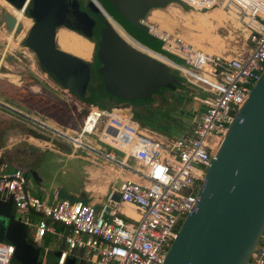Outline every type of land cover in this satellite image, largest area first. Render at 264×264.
Returning a JSON list of instances; mask_svg holds the SVG:
<instances>
[{
	"label": "built area",
	"instance_id": "1",
	"mask_svg": "<svg viewBox=\"0 0 264 264\" xmlns=\"http://www.w3.org/2000/svg\"><path fill=\"white\" fill-rule=\"evenodd\" d=\"M182 1L198 12L221 9L242 23L251 45L247 52L233 57L208 54L177 33L157 32L148 16L140 20L160 42L161 51L178 60L163 55L169 66L207 94L205 98L194 96L201 110L193 116L188 130L178 139L158 136L132 114L126 116L124 109L90 106L80 134L69 137L74 148L94 150L85 135H96L101 127L104 140L123 153V158L117 159L111 152H99L105 161L117 164L134 178L121 181L108 195L107 203L117 193L119 202L130 206L136 218L118 209L108 212L107 204L99 211L81 200L49 204L29 193L23 170L10 171L7 162L0 163V195L12 198L15 214L31 228L30 239L42 253H49L44 237L48 233L56 236L55 264H65L77 254L87 264H163L184 222L181 218L197 210L210 158L264 71V0ZM63 92L69 93L66 89ZM71 98L78 110L79 101ZM38 125L46 127L43 122ZM55 224L65 233L56 234ZM14 252L13 245L0 242V264H10ZM38 262L47 264L44 259ZM248 264H264V233Z\"/></svg>",
	"mask_w": 264,
	"mask_h": 264
},
{
	"label": "water",
	"instance_id": "2",
	"mask_svg": "<svg viewBox=\"0 0 264 264\" xmlns=\"http://www.w3.org/2000/svg\"><path fill=\"white\" fill-rule=\"evenodd\" d=\"M4 1L33 19L24 45L35 54L40 69L75 96L87 86L93 54L87 61L60 50L55 36L62 27L87 40L94 30L99 38L96 74L104 93L127 101L117 108L129 109V102L150 99L161 88L180 87L169 64L128 44L112 22L141 46L162 55L160 42L140 20L155 8L184 6L182 0H90L97 13L91 5L87 9L95 21L70 0ZM3 21L8 32L22 28L9 13ZM199 197L197 210L185 218L163 264H248L264 233V71L211 156ZM111 198L120 201L117 193ZM0 217L8 221L0 242L15 247L10 264H39V251L26 226L16 220L11 197L0 196ZM65 264H76V259L68 258Z\"/></svg>",
	"mask_w": 264,
	"mask_h": 264
},
{
	"label": "rangeland",
	"instance_id": "3",
	"mask_svg": "<svg viewBox=\"0 0 264 264\" xmlns=\"http://www.w3.org/2000/svg\"><path fill=\"white\" fill-rule=\"evenodd\" d=\"M76 1H80V3L83 4L84 7L87 6L86 0ZM6 3L8 4V2ZM183 7L184 6H180L176 3H171L164 8L152 9H159L160 11H162L163 15H166L170 18V20L166 21V25L172 30L169 31L163 29V31L169 33H177L184 39L185 42H189L188 40H190L189 38H191L190 35L200 34L199 32H208V30L203 25L202 27H200L199 31L189 28L187 26L188 24L192 25L193 27L195 26V20H185L184 16H186L187 14H189L188 16H191V13H208L215 10L220 11L224 15V22L221 25L218 24L217 26V21H213L214 25H216L217 28L212 31L213 34H218L221 38H223V56L233 57L238 53L247 52L251 48V45L247 40L248 32L247 30H245L242 23L235 20L234 18L228 17L221 9L216 8L206 12H198L191 9L184 10ZM173 9H176L177 11ZM152 10H150V12ZM178 10L181 13H177L179 12ZM173 12H176V14H174ZM5 13L11 14L7 10L6 6L0 4V114H5L14 119L18 123L20 127V133L22 134H24L25 132L38 133V126L35 125V121H33V119L39 122H43L47 127L44 128L46 130L42 131L43 134L47 138L51 137V140L59 144L64 143L65 145H62V147H64V149H66V152L69 153L73 149L68 143V139H64L63 136L76 137L80 134L84 122V117L88 114V106L84 103L77 102L79 106L77 110L75 105L72 104L71 96H74L70 92L64 93V88L59 86L40 69L35 54L24 45V40L28 34L30 27L32 26V21L28 17L24 16L25 18L22 20L23 22H19L22 25L21 30L19 32H12L11 34V32H8L6 30L4 25L3 16ZM172 15H175L176 17H173ZM193 19H195L194 16ZM149 22L151 21L149 20ZM153 24L157 29L159 28L157 23L154 22ZM200 45L207 49L212 48V44L207 41H203V43H201ZM172 72L177 77L178 82L180 81L179 89H181V87L182 89L184 88V91L188 94L190 101L188 103V106L191 110L190 112H195L197 109H201L200 103L197 101H193V98L194 96L205 98L207 94H205L201 89H198L193 84L189 83L187 79L184 78L179 72L175 70H173ZM50 84H52L53 87H51ZM37 85L42 86V89H39V91H37L34 88L37 87ZM167 92L172 93L175 91L173 90ZM166 94V91H163L164 100L161 98L163 96L162 94H155L152 97L151 101L153 103L150 105V108L152 109L153 113L150 117L145 118L144 121L146 125L150 126L158 133L165 134L172 139H178L179 137H181V133L183 131L188 130V126H190L189 122L191 115L188 114L187 117H184L185 119L183 118L182 120H180L178 115L181 113L179 112V110H177L176 102L174 100H171V98H168ZM64 97L69 98L71 102L66 101L63 106L59 103V109L57 111L56 99L62 102ZM14 100H17L18 102ZM74 101H76V99H74ZM26 104L29 107L36 108V110L28 109L25 106ZM155 104L157 105L155 106ZM52 115H58L60 117L58 118L60 122L56 121V119ZM188 116L190 117L189 119ZM48 126H51L50 129H48ZM54 128H56L57 130H55ZM54 134L58 135V137H56ZM85 136L89 141V146L94 147L98 152H112L115 154L117 159L123 158L124 155L121 151H119L112 145H109L104 140L105 135L101 127L97 131L96 135ZM9 142L11 143L12 140L10 139L8 141H3L0 145H9ZM78 152H80L81 154L86 153L87 155H90L92 157L99 158L98 154L90 151L88 148L81 149ZM70 161L72 162V160ZM70 161L69 159H63L58 164L49 163V170L44 171L45 176H48L50 179L51 175L54 172L56 178L55 180L57 181L59 179H63L65 185H67L66 182H68L74 176V171L76 170V165L74 163H70ZM80 161V159L73 160V162ZM106 164L108 165V163ZM130 164L131 166L135 165L132 161H130ZM110 172H112V174L122 172L123 175L121 176V179H123L126 175H130L127 171H122V169L119 168L118 165L112 166V170ZM114 208L115 205L113 203H110L108 206L109 211H113ZM13 214L16 220L20 221L14 210ZM184 220V217L181 218L182 222ZM7 222L8 221L6 219L0 217V241H2ZM26 231L28 238H30L31 228L26 227ZM64 233L65 232H63L62 234ZM35 249L39 251L38 261L40 259H44L47 264L55 263L56 256L52 252V247H48V254L42 253V251L37 247H35Z\"/></svg>",
	"mask_w": 264,
	"mask_h": 264
},
{
	"label": "crops",
	"instance_id": "4",
	"mask_svg": "<svg viewBox=\"0 0 264 264\" xmlns=\"http://www.w3.org/2000/svg\"><path fill=\"white\" fill-rule=\"evenodd\" d=\"M173 10H176V9H173ZM214 12L215 10L212 12H208V14H212ZM177 13H181V12L179 11ZM174 14H176V12ZM172 16L176 17L175 15H172ZM184 19L186 20V18ZM187 26L191 29L198 30V31L200 29L199 21H196V19H195L194 27L189 24ZM209 30H210L209 32H199L200 34L190 35L191 38H189L190 40H188L189 43H191L194 47L198 49L199 48L202 49L206 53H209V54L216 53L217 54L219 51V54L217 55H223L224 54V51L222 50L223 38H221L218 34L217 35L215 33L213 34L212 31L214 29H209ZM191 39L193 41H191ZM203 41L210 42L211 44L213 43L212 48L207 49L199 45ZM50 85L51 87H53L52 84ZM34 88L37 91H39V89H42V86L37 85V87H34ZM179 88L180 87L174 90L175 92H172V93L167 92L166 95L168 96V98H171V100H174L176 102L177 110H179V112L181 113L178 115L180 120H182L184 117H187L188 114L191 115V118L188 116V119L190 118L189 124L191 125L193 116L198 114L201 109H197L195 112H190L191 110L189 109V106H188V103L190 102L188 94L187 92L184 91V88L183 89L182 87L181 89ZM178 90H181V91H178ZM66 100H69V99L67 97H64L62 102L56 99V102H57L56 110L57 111L59 109V103L60 105L63 106ZM14 101L18 102L17 100H14ZM156 105L157 104H155V106ZM25 106L28 109L36 110V108L27 106V104ZM52 116L56 119V121H59L58 118L60 117L58 115L57 116L52 115ZM33 121H35V125L38 126V129H39L38 133H26L25 132L24 134H22L20 133V130H19L20 127L18 123L14 119L10 118L9 116L5 114H2V115L0 114V144H2L3 141H8L10 139L12 140L11 143L9 142L10 143L9 145H6V144L0 145V163L4 161L7 162L9 164L10 171L16 168L23 170L27 178V182H28L27 189L31 195L45 199L49 204H54L57 201L62 200V199H67L70 201L81 200L85 203L94 205L96 210L98 211L101 209V207L104 204H107L108 212H112V211H109L108 206L110 203H113L115 205L114 210L118 209V211L121 214H126L128 216L136 218V215L134 214L130 206L121 204L120 202L117 203L113 201L110 203H107V197L111 193V191L115 187H117L121 181H124L126 179L133 180L134 178L132 176L126 175L123 179H121V176L123 175L122 172L112 174V172H110L112 170V166L117 165V164L105 161L94 147L92 148L95 151L94 150H90V151L98 154L99 158L92 157L90 155H87L86 153L81 154L80 152H78L81 149L74 148L69 141V137L63 136L64 139L66 138L68 139L67 141L73 149L71 152L67 153L66 149L62 147V145H65L64 143L59 144L51 140V137L47 138L42 132L43 130H46V129L38 125L39 121L35 119H33ZM50 127L48 129H50ZM189 127L190 126H188V128ZM54 129L57 130L56 128ZM152 131L156 133L158 136H164V137L169 138L165 134L158 133L154 130ZM185 132L186 131H183L181 133V136ZM55 136L58 137V135H55ZM70 138H74V137H70ZM88 144H89V141H88ZM63 159H69V161L72 160V162L70 161V163H74L76 165L74 176L68 182H66L67 185H65V182L63 179H59L56 181L54 172L52 175L49 174L51 175L50 179L48 176L46 177L44 174V171L49 170L48 169L49 163L58 164ZM76 159H80L81 161L73 162V160H76ZM106 163H108V165ZM77 177H78V181H77ZM54 227L56 230V234L58 235H61L65 231L61 225L55 224ZM55 239H56V236L48 233L44 237L43 241H44V245L48 244L46 245L47 248L52 247L53 249L52 252L57 258L58 250L55 246ZM71 258L76 259V264L86 263L82 261V259L80 258V254H77L75 257H71Z\"/></svg>",
	"mask_w": 264,
	"mask_h": 264
},
{
	"label": "bare ground",
	"instance_id": "5",
	"mask_svg": "<svg viewBox=\"0 0 264 264\" xmlns=\"http://www.w3.org/2000/svg\"><path fill=\"white\" fill-rule=\"evenodd\" d=\"M0 4L4 5L7 7V10L11 13L12 16H14V18L20 22L22 21L25 17L23 15V12L20 10H16L15 8H13L12 6H10L9 4H7L4 0H0ZM3 7V6H2ZM212 12V11H211ZM193 16L195 17L196 21H199L200 26L202 27V25L204 27H211V23L215 20H218L220 18H222V13L220 11H215L212 14H208V13H197V14H192L191 16L186 15L184 18H186V20H192ZM148 19L151 22H155L158 24L159 28L156 30L157 32H162L163 29L164 30H169L171 31L172 29L170 27H168L166 25V21L170 20L169 17H167L166 15H163L162 11H160L159 9L157 10H152L149 15H148ZM193 19V20H195ZM23 22V21H22ZM30 22V21H29ZM26 23V22H25ZM31 23V22H30ZM112 25L114 27V29L119 33V35L131 46H133L134 48H136L139 51H142L150 56H152L153 58H156L164 63L170 64L169 60L166 59L165 57H163L162 55H159L151 50H148L147 48L141 46L138 42L134 41L133 39H131L130 37H128L124 31L114 22H112ZM232 25V23H231ZM215 27V26H213ZM233 27V26H232ZM237 28V27H236ZM216 28H214L215 30ZM57 37L55 36V40H56V45L58 46V48L64 52H67L69 54H72L74 56H77L81 59L84 60H89L90 59V50L93 46L92 43H90L89 41H87L85 38H83L82 36L75 34V32H72L66 28H59L57 31ZM65 32V33H63ZM12 34V32H11ZM11 39V38H10ZM191 41H193L191 39ZM221 42V41H220ZM189 43V42H188ZM203 43V42H202ZM191 44V43H189ZM199 44V43H198ZM213 44V43H212ZM192 45V44H191ZM200 45V44H199ZM217 45V43H216ZM213 46V45H212ZM218 47V46H217ZM214 48V47H213ZM219 50V49H218ZM213 51V50H212ZM215 51V49H214ZM223 52V51H222ZM221 52V53H222ZM209 54V53H208ZM216 54V53H215ZM219 54V51L218 53Z\"/></svg>",
	"mask_w": 264,
	"mask_h": 264
},
{
	"label": "trees",
	"instance_id": "6",
	"mask_svg": "<svg viewBox=\"0 0 264 264\" xmlns=\"http://www.w3.org/2000/svg\"><path fill=\"white\" fill-rule=\"evenodd\" d=\"M75 3L80 6V8L82 10H86L87 8L83 6V4L80 3V1ZM86 5H91L93 7V5L91 4L90 0H86ZM184 10H189V8L184 5ZM94 11L97 13V10L93 7ZM89 40L94 43V52H93V58H92V63L90 65V72H89V77H88V83L87 86L83 92V94L78 97L75 96V94H72L79 102L84 103L85 105H87L88 107L92 106V107H96L100 110H108V109H112L116 106H119L121 104L127 103V101L115 97V96H110L104 93L103 90V85L100 81V79L98 78L97 74H96V70L97 68L100 66V64L97 62L96 59V53H97V44L99 41L98 37H91L89 38ZM162 55H165L162 51H161ZM166 57H168L169 59L176 61L177 59L173 58L172 56H168L165 55ZM178 61V60H177ZM173 71V69H172ZM173 73V72H172ZM180 82V81H179ZM178 88V87H177ZM163 91H173L167 88H161L157 93H155L156 95H163ZM154 94V95H155ZM153 95V96H154ZM152 96V97H153ZM152 97L150 99H140V100H135V101H131L129 102V104L132 107V113H133V118L138 121L142 126L147 127L151 130H154L153 128H151L150 126L145 124L144 119L147 117H150L152 115V109L150 108V105L153 103ZM164 100V95L161 97ZM155 131V130H154ZM157 132V131H156ZM55 264V263H54Z\"/></svg>",
	"mask_w": 264,
	"mask_h": 264
},
{
	"label": "flooded vegetation",
	"instance_id": "7",
	"mask_svg": "<svg viewBox=\"0 0 264 264\" xmlns=\"http://www.w3.org/2000/svg\"><path fill=\"white\" fill-rule=\"evenodd\" d=\"M76 0H70V5H77L78 6V8H79V10L82 12V13H85V14H87V15H89L94 21L96 20V16L93 14V13H91L88 9H86V10H82L81 8H80V6L78 5V3L77 4H74V2H75ZM77 2V1H76ZM86 8H87V6H86ZM23 15L24 16H26V17H28L31 21H32V26L34 25V21H33V19H31L30 18V16L26 13V11H24L23 12ZM217 21V26H218V24H222L223 22H224V15H223V13H222V18H220V19H218V20H216ZM32 26L30 27V29L32 28ZM213 26H215V27H213ZM207 29H208V32L210 31L209 29H214V28H217L216 27V25H214V22H212L211 23V27H206ZM30 29H29V31H30ZM29 31H28V33H29ZM63 33H65V32H63ZM76 34V33H75ZM56 35H57V32H56ZM27 36H28V34H27ZM26 36V37H27ZM57 37V36H56ZM92 37H96L95 36V32H94V30H93V32H92ZM57 40V39H56ZM87 40V39H86ZM87 41H89V40H87ZM90 43H92L91 41H89ZM93 44V43H92ZM93 47H94V45L92 46V48H91V50H90V59H91V56H92V52H93ZM213 54V53H212ZM89 59V60H90ZM91 63H92V61H91ZM124 110H126V111H129L132 115H133V113H132V107H131V105H130V108L129 109H124Z\"/></svg>",
	"mask_w": 264,
	"mask_h": 264
}]
</instances>
